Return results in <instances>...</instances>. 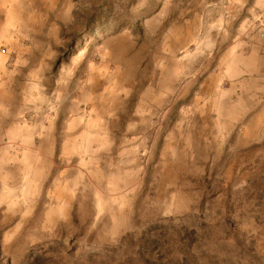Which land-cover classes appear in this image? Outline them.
Here are the masks:
<instances>
[{
  "label": "rangeland",
  "instance_id": "1",
  "mask_svg": "<svg viewBox=\"0 0 264 264\" xmlns=\"http://www.w3.org/2000/svg\"><path fill=\"white\" fill-rule=\"evenodd\" d=\"M0 30V264H264V0H0Z\"/></svg>",
  "mask_w": 264,
  "mask_h": 264
},
{
  "label": "crops",
  "instance_id": "2",
  "mask_svg": "<svg viewBox=\"0 0 264 264\" xmlns=\"http://www.w3.org/2000/svg\"><path fill=\"white\" fill-rule=\"evenodd\" d=\"M1 31V30H0ZM5 54L0 52V69L2 71H4L5 68ZM3 75V74H2ZM2 75L0 74V120L4 117H6L7 112L10 111V120H11V124H13V115H12V111H14L15 117L17 116V109L15 108L13 110L12 107L7 108L6 104L9 102V99L13 93V87L15 88V96L17 95V81L13 80V78H11V75L8 76L6 75L5 77H2ZM13 98L10 99V101H12ZM14 117V118H15Z\"/></svg>",
  "mask_w": 264,
  "mask_h": 264
}]
</instances>
